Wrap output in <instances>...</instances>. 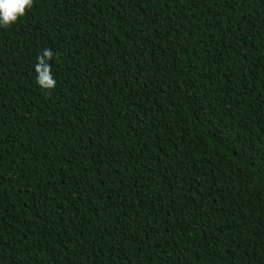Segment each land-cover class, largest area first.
I'll use <instances>...</instances> for the list:
<instances>
[{"label":"trees","instance_id":"trees-1","mask_svg":"<svg viewBox=\"0 0 264 264\" xmlns=\"http://www.w3.org/2000/svg\"><path fill=\"white\" fill-rule=\"evenodd\" d=\"M0 264H264V0L0 27Z\"/></svg>","mask_w":264,"mask_h":264},{"label":"clouds","instance_id":"clouds-1","mask_svg":"<svg viewBox=\"0 0 264 264\" xmlns=\"http://www.w3.org/2000/svg\"><path fill=\"white\" fill-rule=\"evenodd\" d=\"M33 0H0V27H7L25 14L26 9L32 7ZM46 56H51L50 51L45 52ZM37 83L44 87H53L54 78L51 77L50 69L38 74Z\"/></svg>","mask_w":264,"mask_h":264}]
</instances>
